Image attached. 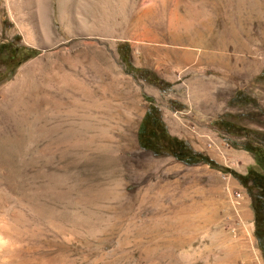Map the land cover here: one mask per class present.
I'll return each mask as SVG.
<instances>
[{"label": "rangeland", "instance_id": "1", "mask_svg": "<svg viewBox=\"0 0 264 264\" xmlns=\"http://www.w3.org/2000/svg\"><path fill=\"white\" fill-rule=\"evenodd\" d=\"M63 2L0 0V264H264V0ZM152 108L216 166L141 147Z\"/></svg>", "mask_w": 264, "mask_h": 264}, {"label": "trees", "instance_id": "2", "mask_svg": "<svg viewBox=\"0 0 264 264\" xmlns=\"http://www.w3.org/2000/svg\"><path fill=\"white\" fill-rule=\"evenodd\" d=\"M260 78H264V69L261 71ZM161 84H164L159 80ZM237 98V97H236ZM156 109H150L144 115L139 128H138V141L141 147L148 148L147 145H156L162 149L169 151L176 159L183 161L186 164H196L199 162L206 163L211 167H215V163L207 156L200 152L192 150L185 141L167 135L166 142H170L169 145L160 138L158 135H153L154 127L148 120L151 113ZM159 119L158 117H156ZM160 125L164 128L162 121ZM260 140L259 137L256 138ZM151 149L152 148H148ZM244 149L250 152L254 156L255 166L248 168L247 172L239 176V182L246 188L247 194L250 197V207L253 213V235L256 239L257 246L261 251V255L264 263V145H252L248 144Z\"/></svg>", "mask_w": 264, "mask_h": 264}, {"label": "bare ground", "instance_id": "3", "mask_svg": "<svg viewBox=\"0 0 264 264\" xmlns=\"http://www.w3.org/2000/svg\"><path fill=\"white\" fill-rule=\"evenodd\" d=\"M66 6L67 5L63 2V0H58V11L60 13V16L66 17L69 20L70 23L68 22V20H66L67 23H68L67 24V28L68 29H71V26L74 29L76 27V24L72 20L73 18H72V16H70V11H69V9ZM44 14H45V10H44V8H41V18H42V20H44V16H45ZM39 32H40V36L35 33V30L32 27L31 28H27L26 29V33H25V38H26V40L29 43H31L33 45H36V46H38L40 48H43L45 46V43H46L45 40H47L46 37H47V34H48L47 25L45 24L44 21L42 23H40ZM39 37H41V38H39ZM24 67H26V66H24ZM12 91L15 92L14 85L10 86L9 92H12Z\"/></svg>", "mask_w": 264, "mask_h": 264}, {"label": "flooded vegetation", "instance_id": "4", "mask_svg": "<svg viewBox=\"0 0 264 264\" xmlns=\"http://www.w3.org/2000/svg\"><path fill=\"white\" fill-rule=\"evenodd\" d=\"M150 121V123H152L153 125H155V129L153 132V135H158L160 138L164 139V141L166 142V137L168 135L167 130L164 129L161 125H160V119H157L156 117L150 116V118L148 119ZM167 143V142H166ZM170 142H168L167 144L169 145Z\"/></svg>", "mask_w": 264, "mask_h": 264}, {"label": "crops", "instance_id": "5", "mask_svg": "<svg viewBox=\"0 0 264 264\" xmlns=\"http://www.w3.org/2000/svg\"><path fill=\"white\" fill-rule=\"evenodd\" d=\"M252 218H253V213H252Z\"/></svg>", "mask_w": 264, "mask_h": 264}]
</instances>
